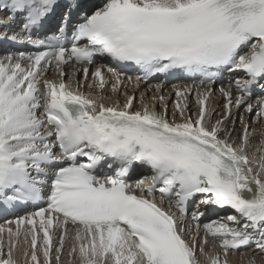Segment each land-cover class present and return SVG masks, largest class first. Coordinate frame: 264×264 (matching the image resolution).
<instances>
[{"label": "snow or ice", "instance_id": "obj_1", "mask_svg": "<svg viewBox=\"0 0 264 264\" xmlns=\"http://www.w3.org/2000/svg\"><path fill=\"white\" fill-rule=\"evenodd\" d=\"M61 9L59 26L47 28ZM0 10L8 13L0 18V42L35 48L0 58V211L39 204L48 188L46 206L8 221L15 228L0 227L8 236L5 247L0 235V264H20L22 232L24 264H63L69 223L78 226L71 264H202L197 251L204 264H228L229 251L252 246L264 254V158H249L243 117L239 143L225 126L235 124L232 109L242 105L264 123V0H104L91 13L80 0H0ZM74 13L80 19L72 24ZM15 22L20 29L12 30ZM98 57L140 70L137 84L198 77L212 85L223 70L244 76L220 89L225 110L214 124L210 87H176L169 117L164 95L153 97L161 111L156 104L134 108L135 95L107 105L65 79L45 78L53 66L65 77L64 66L76 64L87 80V65ZM91 76L103 90V67ZM114 79L116 92L123 81ZM154 88L159 93L163 84ZM193 92L195 118L186 115ZM106 160L113 174L98 175ZM134 165L154 173L151 185L128 182ZM157 191L176 197L181 217L199 197L195 229L203 228V244L209 236L220 241L224 259L185 239L191 229L158 204ZM200 206L228 214L201 225Z\"/></svg>", "mask_w": 264, "mask_h": 264}, {"label": "bare ground", "instance_id": "obj_2", "mask_svg": "<svg viewBox=\"0 0 264 264\" xmlns=\"http://www.w3.org/2000/svg\"><path fill=\"white\" fill-rule=\"evenodd\" d=\"M54 79H55V76L52 77V80H54ZM106 80H107L106 87L102 91L98 87H96V85L92 86V84L88 83V82H85L83 84V86L80 87V89L84 88V94L85 95H91L95 98L102 99L103 102L107 105H111L114 102L122 105L125 102L126 95L127 96L135 95V97H137V101H134V108L140 109L143 106V104H156L157 105V111L162 110L161 106L158 104V100H153V97L160 95L158 92L155 91V88H154L155 84H153V83H150V84L138 83L137 84L136 78H135L133 86H129V85L126 86V84H128V81H125L123 88L121 90V93L118 94V91L113 92V90H112L113 84L111 83V76L108 77L106 75ZM89 85H91V87H89ZM186 86L191 87L190 85H186ZM176 87L183 88L185 86L167 87L165 89V92L162 93V95H164L166 98L170 97L171 94L175 93L174 89ZM195 89H198L199 91H205L204 89L199 88V87H197ZM194 94H195L194 102L197 103L196 93L194 92ZM223 99H225L223 94H221L219 92H216V94L212 93V95L208 101L209 109L212 111L211 122L213 120L212 116L214 115L216 110H218L221 107L220 102ZM253 104H255V103H253ZM241 107H243V105ZM195 108H196V110L194 112V116L197 113L198 105ZM232 110L234 111V113H238V112H240L239 111L240 107L239 108H233ZM246 113L247 112L244 109L243 114H242L244 121L246 118L245 117ZM237 116L232 115L231 120L236 119ZM255 121H257V120L255 119L254 122ZM253 125H257L256 122L253 123L252 126ZM240 127L243 128V124ZM229 128H231V127L229 126ZM259 128L260 127L253 126V128H251V130L249 129L250 130L249 144H248L247 149H246L249 158L254 160L256 163L262 162V158H264V139L258 138V136L256 134L258 132ZM231 129H233V128H231ZM241 135H242V130H240L238 128L236 130L234 128L232 138L234 140H236L237 143H239V137ZM260 141H261V143H260ZM259 144H260V146H259ZM198 202L195 206L194 212L197 211ZM211 210H213V209H211L210 206H200L199 211L203 212V216L200 219L201 225L204 223H208L211 220H216L219 217H222V216H225L228 214L224 211H222L221 213L211 214ZM205 213H207L206 217H204ZM192 214L189 215L187 218H180V219H183L185 221V223H184L185 227L191 229V233L185 235V239L192 241L193 238H195L196 247H197V249H199V247L203 244V238H204L205 233H204V230L202 227L199 229V231H197L195 229V223H193V221H192ZM76 228L77 227L73 228V227L68 226V237H66L65 253L63 256V264H71V261L73 259L67 255V252L70 249L71 244L74 242L72 237L75 235ZM0 235L3 236L5 247H6L7 241H8L7 233L5 232V233L0 234ZM20 239H21L20 244H19L20 252L17 253L19 262L24 260L22 253H23V250L25 249V246H26L23 243L24 242L23 232L21 233ZM203 247L205 249V252L220 253L221 259H224L223 250H222V248H220V241L219 240H213L211 238V236H209L208 237V243L203 244ZM250 250H251L250 252L249 251L246 252V249L241 250L240 252L229 251V254L227 256L228 264H264V254L259 253V251L255 247H253ZM255 252H257V253H255ZM253 253H255V254H253ZM197 254H198V258L202 261V264H204L205 258L202 255H200L199 251H197Z\"/></svg>", "mask_w": 264, "mask_h": 264}, {"label": "rangeland", "instance_id": "obj_3", "mask_svg": "<svg viewBox=\"0 0 264 264\" xmlns=\"http://www.w3.org/2000/svg\"><path fill=\"white\" fill-rule=\"evenodd\" d=\"M137 99V98H136ZM194 100H195V94L193 93V94H191V95H189L188 96V101H187V103H188V108H187V110H186V115L187 114H191L192 116H193V118L195 117L194 116V112H195V110H196V106H197V103L196 102H194ZM174 102H175V100H174V97L172 98V100L167 104V106H168V115H169V117H171V114H172V112H173V110H174ZM220 104H221V107L218 109V110H216V112L214 113V115L212 116V123L214 124L215 123V121H216V119H218L219 117H220V115L224 112V104H225V99H223L221 102H220ZM244 107H240V112H238V113H234V111L232 110V113H233V115L234 116H237L236 117V119H234V121H235V124L233 125L232 123H230L229 121H225V126L227 127V129L229 130V131H232L233 129H231V128H235L236 130H237V128L238 129H240V130H242L243 131V128H241L240 126L242 125V123H241V120H240V118L242 117V114H243V111H244ZM230 119H232V117L230 118ZM256 119V117H255V115H253V114H249V113H247V118H246V122L250 125V130H251V128H253V126H256V127H260L259 129H258V132L256 133L257 134V136H258V138H262V139H264V123H261L259 120H257V121H255L256 122V124L257 125H253L252 126V124L253 123H255L254 122V120ZM230 123V124H229ZM261 124V125H260ZM233 125V126H232ZM229 126L231 127V128H229ZM239 126V127H238ZM262 126V127H261ZM249 130V131H250ZM240 142V141H239ZM260 143H261V141H260ZM259 146H260V144H259ZM21 240V239H20ZM24 243V242H23ZM24 245H26L25 246V248H27L28 247V245L27 244H25L24 243ZM247 251H251V250H247L246 249V252ZM255 253H257V252H255ZM255 253H253V254H255ZM197 256H198V254H197ZM24 261V260H23ZM23 261H20V264H23L24 262Z\"/></svg>", "mask_w": 264, "mask_h": 264}]
</instances>
